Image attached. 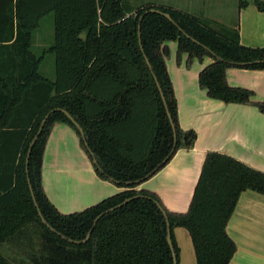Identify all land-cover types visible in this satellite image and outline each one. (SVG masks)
I'll return each mask as SVG.
<instances>
[{"label": "trees", "instance_id": "trees-1", "mask_svg": "<svg viewBox=\"0 0 264 264\" xmlns=\"http://www.w3.org/2000/svg\"><path fill=\"white\" fill-rule=\"evenodd\" d=\"M251 2L264 11V0ZM247 3L238 1L240 7ZM150 8L168 13L175 24L161 14L146 13L140 22L141 50L139 18ZM48 13L54 17V43L48 49L55 55L54 80L39 74L42 56L31 51L32 32ZM170 40L189 59L212 57L198 76L209 97L250 103L264 113V101H252L250 90L226 81L231 66L264 69V61L255 62L264 60V46L242 45L236 29L216 31L190 13L164 6L133 7L126 0H0V246L10 252V257L0 253V264H173L166 221L154 200L167 214L176 257L172 229L180 226L190 235L196 264L229 263L236 245L226 225L242 191L264 194L263 172L208 152L186 212L169 211L157 194L136 189V181L147 179L157 166L158 171L196 137L178 125L165 65V42ZM246 62L253 63L238 64ZM152 73L175 125V145ZM54 108L66 109L84 137L62 112L53 111L31 149L26 172L29 143ZM55 122L75 129L95 160L97 175L114 181L121 191L79 211L61 213L55 208L41 183L43 151ZM27 178L41 214L55 231L39 218ZM135 195L142 196L104 213L92 227L98 214Z\"/></svg>", "mask_w": 264, "mask_h": 264}, {"label": "crops", "instance_id": "crops-1", "mask_svg": "<svg viewBox=\"0 0 264 264\" xmlns=\"http://www.w3.org/2000/svg\"><path fill=\"white\" fill-rule=\"evenodd\" d=\"M133 7L164 6L200 18L211 29H236L247 47L264 46V11L249 1L239 0H126ZM165 56L177 106L179 127L193 130L190 147L178 148L169 161L136 186L159 197L172 212H186L208 152L231 156L264 173V113L250 103L224 102L211 98L198 82L200 71L213 59L188 58L178 53L175 40L166 41ZM228 85L248 89L252 101H264V69L231 66L225 72ZM94 160L83 149L80 135L63 122L53 123L47 137L42 162L41 183L48 200L61 213L82 210L123 188L100 178ZM226 232L236 245L228 264H264V194L244 190L239 195ZM178 247L177 264H196L188 231L172 229ZM2 247L6 248L5 245Z\"/></svg>", "mask_w": 264, "mask_h": 264}, {"label": "water", "instance_id": "water-1", "mask_svg": "<svg viewBox=\"0 0 264 264\" xmlns=\"http://www.w3.org/2000/svg\"><path fill=\"white\" fill-rule=\"evenodd\" d=\"M148 12H155V13H158V14H161L162 16H164L166 19H168L169 21H171L172 23L175 24V22L173 21V19L171 18V16L166 13V12H163L159 9H156V8H150L146 11H144V13L140 16L139 18V24H138V40H139V43H140V22L142 20V17L148 13ZM181 30V29H180ZM188 36V35H186ZM194 42L198 43L195 39H192ZM140 48L142 50V47H141V43H140ZM144 58H145V61H146V64L148 65L149 69L151 70L152 72V67H151V64L149 63V60L147 59L146 55L144 54L143 55ZM220 59V58H219ZM264 60L262 61H255L256 63L257 62H263ZM250 63H253V62H246V63H238V64H241V65H245V64H250ZM153 74V78L155 80V83H156V86L158 88V91H159V94L161 96V99H162V102H163V105L165 107V111H166V114H167V117L169 119V122L171 124V127H172V130H173V135H174V145H175V140H176V133H175V125L173 123V120L171 118V115L169 113V110H168V107H167V103H166V100H165V97H164V94L161 90V87L157 81V78L156 76ZM53 111H60L62 112L69 120L70 122L75 126V128L78 130L79 134L84 137V131H83V128L80 126V124L73 118V116L66 110V109H63V108H54V109H51L41 120L40 124H39V127H38V130L36 131V133L34 134L33 138L31 139L30 143H29V146H28V150H27V153H26V159H25V165H26V172H27V166H28V159H29V155H30V152H31V149L35 143V141L37 140L38 136L40 135L41 131H42V128L48 118V116L53 112ZM174 145H173V149L171 151V153L173 152L174 150ZM91 155H93V153L90 151ZM95 162V160H94ZM158 169V166L156 168H154L145 178H149L151 175H153L155 173V171ZM144 178V179H145ZM143 180V179H142ZM141 180H138L136 181V183H140ZM27 183H28V186H29V190H30V195H31V198L33 200V204L34 206L36 207V210H37V214L39 216V218L41 219V221L51 230V231H55V229L53 227H51L47 221L45 220V218L43 217V215L41 214L40 210H39V207L37 205V202L35 200V196H34V193H33V190H32V187L30 185V182H29V178H27ZM127 183H131V182H127ZM142 195H135V196H132V197H129V198H126L124 199L121 203L115 205V206H112L108 209H106L105 211L101 212L100 214H98L94 220H93V224H92V227L96 224L97 220L106 212L108 211H111L125 203H127L128 201H130L131 199L133 198H136V197H141ZM155 204L156 206L158 207V209L161 211V213L163 214L164 218H165V221H166V226H167V235H166V239H167V242L170 246V249L172 251V257H173V264H177V257H176V253L174 251V248H173V244H172V240H171V235H170V224H169V221H168V217H167V214L165 212V210L163 209V207L160 205L159 202L155 201ZM90 231H88V233L86 234V237L85 239L81 240L82 242L87 240L90 236ZM62 238H66L65 236L62 235ZM69 241L71 242H75V243H79L81 241H77V240H72V239H68Z\"/></svg>", "mask_w": 264, "mask_h": 264}, {"label": "rangeland", "instance_id": "rangeland-1", "mask_svg": "<svg viewBox=\"0 0 264 264\" xmlns=\"http://www.w3.org/2000/svg\"><path fill=\"white\" fill-rule=\"evenodd\" d=\"M141 1V0H139ZM248 2L251 0H247ZM54 43V17L52 13L43 16L39 25L32 32L31 51L37 56H42L38 72L41 76L54 80L55 78V55L48 51ZM0 253L10 257L8 249L0 246Z\"/></svg>", "mask_w": 264, "mask_h": 264}]
</instances>
